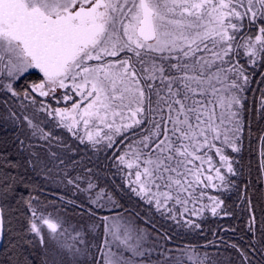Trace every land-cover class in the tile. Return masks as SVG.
Instances as JSON below:
<instances>
[{"label": "snow or ice", "instance_id": "1", "mask_svg": "<svg viewBox=\"0 0 264 264\" xmlns=\"http://www.w3.org/2000/svg\"><path fill=\"white\" fill-rule=\"evenodd\" d=\"M257 68H264V0H0V93L20 101L19 114L5 101L2 119L26 126L30 139L57 140L74 155L45 126L62 128L94 154L104 152L107 167L120 176L109 187L104 166L91 157L68 162L50 152L54 166H63L65 187L84 196L66 201L80 221L69 223L31 194L21 195L27 228L6 229L11 235L0 254L7 264H33L23 245L37 240L41 264H217L219 253L207 251L215 241L168 247L172 237L118 194L130 192L151 215L190 231L201 228L193 218L205 213L230 215L223 194L237 189L233 178L242 175L236 154ZM258 75L264 83V71ZM259 91L264 113V88ZM260 143L264 176V134ZM22 183V177L0 179V198ZM248 207L250 248L229 246L239 264H253L257 253L264 264L250 200Z\"/></svg>", "mask_w": 264, "mask_h": 264}, {"label": "trees", "instance_id": "2", "mask_svg": "<svg viewBox=\"0 0 264 264\" xmlns=\"http://www.w3.org/2000/svg\"><path fill=\"white\" fill-rule=\"evenodd\" d=\"M262 71H264V68L256 69L254 79L250 83V90L246 93L242 151L238 155L239 163L236 165L242 175L234 177L237 189L228 192L224 197L225 207L231 213L230 215L224 216L221 213V215L214 218L207 217V220H202V223H200V229L191 231L178 229L175 223H168L161 220L158 215H151L147 207L139 204L130 192L118 194L123 204L137 206V210H141L143 214L149 216L160 232L166 231L172 237L168 247L202 246L208 244L209 241H215L216 247L209 246L207 251L209 253H219V255L213 256L217 264H239V254L229 245L236 244L246 251L250 248L252 233L247 230V225L253 213L249 211V200L255 209L256 240L264 241V237L260 233L261 220L264 218V176H261L259 170L262 147L260 136L264 134V113L258 112L259 89L264 88V83H257L261 79L258 73ZM249 127L251 128V135H249ZM20 141L21 139L16 133L0 127V179L5 176L23 178V183L16 186V192L13 195L8 196L6 199L0 198V205L4 207L5 217L4 243L11 235L6 231L8 227H11L14 233H23L24 229L27 228V208L23 202H17L21 195L27 197L31 194L38 201L47 204L48 211L53 214L58 211L60 213L66 212L71 223L80 221L77 214L79 210L74 209L66 201L69 199H75L78 202L84 200L82 194L73 195L74 190L71 186L65 189H60L63 184L55 187L51 186L42 174L34 156H31L22 147ZM29 160H32L36 167H32L28 163ZM100 165L104 166V173L108 178L109 187H114L115 184L120 183L117 176L111 175L113 169L107 167V163ZM61 196L65 197V200H61ZM241 196L244 198L241 199ZM9 219L11 220L10 225L7 223ZM11 238L14 242L19 240L18 236L13 235ZM25 239H31V237H25ZM256 247L259 248L260 244L257 243ZM23 248L26 253L30 254L29 258L33 261V264H41L42 252L39 248L36 250L28 244H24ZM203 250L201 249V252ZM252 259L253 264H260L259 253L255 254ZM0 264H7L6 258L2 254H0Z\"/></svg>", "mask_w": 264, "mask_h": 264}, {"label": "rangeland", "instance_id": "3", "mask_svg": "<svg viewBox=\"0 0 264 264\" xmlns=\"http://www.w3.org/2000/svg\"><path fill=\"white\" fill-rule=\"evenodd\" d=\"M256 72V69L254 70V74ZM43 99V98H41ZM5 101H7V105L14 107L17 111V114H19V100H14L13 98H11L10 96H4L2 93H0V127H2L3 129L7 130V131H12L14 133H16L19 138L21 140L24 141V144L22 147L25 148V150H27L30 154L32 152H35L38 154L39 156V161H37V165L39 166V168L41 169L42 174L44 175V177L47 178V182L55 187V186H59L61 184H63V186H60V189H65V182L62 181L61 176H62V169L63 166L61 165L60 167H55L54 163H58V162H52L50 159V152H55L60 158L65 159L66 161H68L69 157H72L73 159L76 160H80L81 158H83L85 163H88L89 161V157H91V160L93 163H96L98 165L103 164V163H108L105 160V153L104 152H99V153H93L92 149L89 147H85L84 145H79V143L77 141H75L71 135L64 129L62 128H58V127H54L51 123L46 125V130L48 128H51L54 135L58 138H61L63 140L64 144L70 145L71 149L75 151V154L73 155L72 151H68L67 149H65L64 147L60 146L57 140H53L51 142V144H46L45 142L39 141V140H35V139H30V134L26 128V126L24 128H19L16 125H13L11 122H5L2 117L4 115L7 114V109L5 107ZM25 104L28 103V101H24ZM39 105H37L38 107ZM31 108H29V112L28 114L31 113ZM40 116L44 117L45 119H48L46 116H44L43 113L39 114ZM242 119L244 121V111L242 113ZM38 122V121H37ZM29 145H32L31 148H29ZM108 155H111V153H108ZM239 154H236V158L237 160L239 159L238 157ZM32 156V155H31ZM36 159V157H34ZM41 161H43V163H41ZM70 162V161H68ZM45 164H47V167L52 168L51 173H47L46 169H45ZM237 165V164H236ZM235 165V167H236ZM88 166H92V164H89ZM72 175H75V172H71ZM114 174V177L117 176V178L120 179L119 174H117L115 172V169L112 170L111 175ZM103 179V176H102ZM234 179V178H233ZM211 191V190H210ZM213 194H217L219 195L220 193H213ZM228 193H224L223 194V198L225 197V195ZM61 215L65 216L68 220V215L66 214V212L64 213H60ZM223 214V213H222ZM55 215V214H53ZM159 216V215H158ZM207 217H211V213H205L203 217L201 218H193L196 219L198 223H202V220H207ZM159 218L165 222H173L171 220H167L161 216H159ZM69 222V220H68ZM71 223V222H69ZM175 223V222H173ZM176 224V223H175ZM177 228L180 229H187L183 226H178L176 224ZM38 246V247H37ZM32 247L34 249H40L41 252L43 251L39 245L38 240L32 245Z\"/></svg>", "mask_w": 264, "mask_h": 264}, {"label": "water", "instance_id": "4", "mask_svg": "<svg viewBox=\"0 0 264 264\" xmlns=\"http://www.w3.org/2000/svg\"><path fill=\"white\" fill-rule=\"evenodd\" d=\"M3 242H4V234L2 236H0V244H3Z\"/></svg>", "mask_w": 264, "mask_h": 264}, {"label": "bare ground", "instance_id": "5", "mask_svg": "<svg viewBox=\"0 0 264 264\" xmlns=\"http://www.w3.org/2000/svg\"><path fill=\"white\" fill-rule=\"evenodd\" d=\"M4 236H5V234H4ZM5 238V237H4ZM4 241H5V239H4ZM4 243V242H3Z\"/></svg>", "mask_w": 264, "mask_h": 264}]
</instances>
